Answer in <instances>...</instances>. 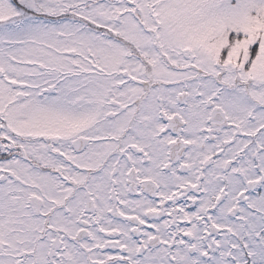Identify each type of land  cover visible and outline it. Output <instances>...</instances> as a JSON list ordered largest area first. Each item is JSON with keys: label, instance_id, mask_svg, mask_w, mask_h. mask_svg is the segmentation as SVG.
<instances>
[{"label": "snow or ice", "instance_id": "obj_1", "mask_svg": "<svg viewBox=\"0 0 264 264\" xmlns=\"http://www.w3.org/2000/svg\"><path fill=\"white\" fill-rule=\"evenodd\" d=\"M0 264H264V0H0Z\"/></svg>", "mask_w": 264, "mask_h": 264}]
</instances>
